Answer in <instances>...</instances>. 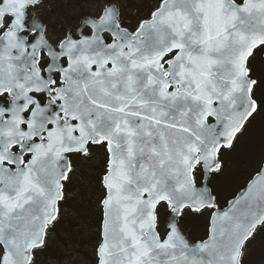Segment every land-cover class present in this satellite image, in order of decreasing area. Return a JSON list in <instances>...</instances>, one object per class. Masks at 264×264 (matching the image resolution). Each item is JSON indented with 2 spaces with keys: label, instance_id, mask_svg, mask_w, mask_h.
Returning <instances> with one entry per match:
<instances>
[{
  "label": "snow or ice",
  "instance_id": "1",
  "mask_svg": "<svg viewBox=\"0 0 264 264\" xmlns=\"http://www.w3.org/2000/svg\"><path fill=\"white\" fill-rule=\"evenodd\" d=\"M258 59L264 0H0V264H39L100 155L91 264H264V158L226 209L212 188L264 115Z\"/></svg>",
  "mask_w": 264,
  "mask_h": 264
},
{
  "label": "rangeland",
  "instance_id": "2",
  "mask_svg": "<svg viewBox=\"0 0 264 264\" xmlns=\"http://www.w3.org/2000/svg\"><path fill=\"white\" fill-rule=\"evenodd\" d=\"M43 11L54 22L64 24L74 22V17L79 15V12L71 10ZM257 63L264 66V60H258ZM263 156L264 115H261L256 117L248 129L246 139L238 141L232 151L224 154L225 173L212 184L220 206H225L245 186L255 174L256 166ZM100 160L99 157L76 164L79 171L69 186L70 199L63 205L66 215L57 225L49 247L39 256V264H91L98 218L96 202L101 195L98 182ZM185 229L191 235L199 237L206 230V222L203 218L187 217Z\"/></svg>",
  "mask_w": 264,
  "mask_h": 264
},
{
  "label": "flooded vegetation",
  "instance_id": "3",
  "mask_svg": "<svg viewBox=\"0 0 264 264\" xmlns=\"http://www.w3.org/2000/svg\"><path fill=\"white\" fill-rule=\"evenodd\" d=\"M70 23H74V22H72V21H70ZM259 60V59H258ZM253 123H254V120L252 121ZM253 123H251L250 125H247L246 126V130L243 132V134L241 135V136H239L238 137V141H240V140H245L246 139V136H247V132H248V129L253 125ZM232 151V150H231ZM227 154V153H229V151H225L224 152V154ZM101 158V160H100V162H99V167H101V165H102V162H103V156L102 155H100V156H97L96 158ZM79 162L80 161H77V162H75L76 164H79Z\"/></svg>",
  "mask_w": 264,
  "mask_h": 264
},
{
  "label": "water",
  "instance_id": "4",
  "mask_svg": "<svg viewBox=\"0 0 264 264\" xmlns=\"http://www.w3.org/2000/svg\"><path fill=\"white\" fill-rule=\"evenodd\" d=\"M246 186H247V185H246ZM240 193H241V192H239V194H240ZM239 194H238V195H239ZM238 195H237V196H238ZM227 207H228V205H227ZM227 207H226V208H227ZM226 208H224V209H226Z\"/></svg>",
  "mask_w": 264,
  "mask_h": 264
},
{
  "label": "trees",
  "instance_id": "5",
  "mask_svg": "<svg viewBox=\"0 0 264 264\" xmlns=\"http://www.w3.org/2000/svg\"><path fill=\"white\" fill-rule=\"evenodd\" d=\"M258 117H260V116H258ZM257 122V121H256Z\"/></svg>",
  "mask_w": 264,
  "mask_h": 264
}]
</instances>
